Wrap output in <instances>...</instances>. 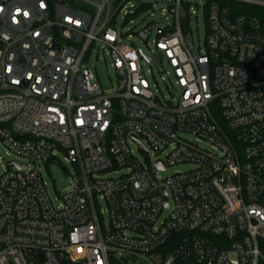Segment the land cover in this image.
Wrapping results in <instances>:
<instances>
[{
	"label": "built area",
	"instance_id": "2783aa9c",
	"mask_svg": "<svg viewBox=\"0 0 264 264\" xmlns=\"http://www.w3.org/2000/svg\"><path fill=\"white\" fill-rule=\"evenodd\" d=\"M161 1L0 0V264H264V0Z\"/></svg>",
	"mask_w": 264,
	"mask_h": 264
},
{
	"label": "rangeland",
	"instance_id": "374dc122",
	"mask_svg": "<svg viewBox=\"0 0 264 264\" xmlns=\"http://www.w3.org/2000/svg\"><path fill=\"white\" fill-rule=\"evenodd\" d=\"M153 2V13L147 15L144 20L135 19L132 22L126 23L123 26H120V30L124 33H127L128 30L136 31L140 26L144 25L146 22L156 20L158 19L161 8L165 7L166 2H163L161 0H152ZM121 19V16H120ZM194 36L196 38H202L203 32H204V25L201 19H199L198 26L194 24L192 26ZM135 45L142 46L140 39L133 38L131 39ZM203 39H195L197 43L201 42ZM154 39H150V46H143L144 52L147 54H151L154 50ZM104 54L99 53L98 57L101 59ZM93 62H95V66L93 65ZM144 70L148 74V70L152 69L155 70L157 68H160L161 66H166V69L169 70V67L164 63H159L158 61H154L152 64H143ZM90 68L95 72V74L98 76L99 81L104 87H111L115 83V71L112 67V61L109 58V56L105 55V60H98L97 58L94 60L91 59L90 62ZM161 76H166V73L156 74L155 82H157L158 86L161 89H165V85L161 79ZM188 139L195 140V138L191 135H186ZM204 147H209V144L206 142L200 143ZM0 151L2 154L6 155V149L0 144ZM60 158L63 160L62 163H52L50 165V170L44 172V178L48 182V189L50 194L53 198H56L60 193H62L64 190L69 188V186L73 183V165L69 162H66L63 158V155H59ZM141 158V156H139ZM189 166L187 165H176V166H170L167 170L160 172L162 177H168L174 172L177 171H183L185 169H188ZM45 169V168H44ZM117 175L116 173H113V176ZM170 212L169 209H166L164 211V215H167ZM139 264H144V261H141Z\"/></svg>",
	"mask_w": 264,
	"mask_h": 264
},
{
	"label": "trees",
	"instance_id": "16d2710c",
	"mask_svg": "<svg viewBox=\"0 0 264 264\" xmlns=\"http://www.w3.org/2000/svg\"><path fill=\"white\" fill-rule=\"evenodd\" d=\"M256 14H258L262 18L264 24V9H256Z\"/></svg>",
	"mask_w": 264,
	"mask_h": 264
},
{
	"label": "clouds",
	"instance_id": "9594fccd",
	"mask_svg": "<svg viewBox=\"0 0 264 264\" xmlns=\"http://www.w3.org/2000/svg\"><path fill=\"white\" fill-rule=\"evenodd\" d=\"M41 7H43V4H41ZM0 11H2V9H0ZM19 11H20L19 9H17V10H16V14H17V15L19 14ZM24 15H25V16H27V15H28V13H27V12H25V13H24Z\"/></svg>",
	"mask_w": 264,
	"mask_h": 264
},
{
	"label": "water",
	"instance_id": "95a60500",
	"mask_svg": "<svg viewBox=\"0 0 264 264\" xmlns=\"http://www.w3.org/2000/svg\"><path fill=\"white\" fill-rule=\"evenodd\" d=\"M142 148H144L143 145H142ZM146 152H147V150H146ZM157 166H159V164H157Z\"/></svg>",
	"mask_w": 264,
	"mask_h": 264
}]
</instances>
